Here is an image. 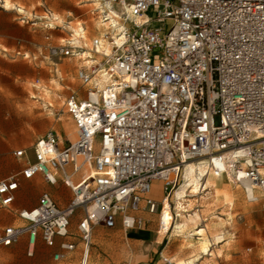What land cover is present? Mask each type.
<instances>
[{
	"label": "built area",
	"instance_id": "2783aa9c",
	"mask_svg": "<svg viewBox=\"0 0 264 264\" xmlns=\"http://www.w3.org/2000/svg\"><path fill=\"white\" fill-rule=\"evenodd\" d=\"M99 1L118 6L123 18L101 16L121 23L91 41V55L81 58L87 47L74 38L49 50L85 61L78 70L84 90L66 100L77 141L47 132L32 154L14 152L26 165L0 181L4 208L14 204L20 177L61 183L71 200L61 206L43 193L36 207L18 212L23 225L0 233V247L28 236L29 256L41 239L59 248L54 259L62 261L78 239L86 261L96 227L140 229L146 222L138 213L158 206L165 238L189 162L204 160L215 174L264 193V0ZM155 182L162 184L160 202L149 196Z\"/></svg>",
	"mask_w": 264,
	"mask_h": 264
},
{
	"label": "rangeland",
	"instance_id": "374dc122",
	"mask_svg": "<svg viewBox=\"0 0 264 264\" xmlns=\"http://www.w3.org/2000/svg\"><path fill=\"white\" fill-rule=\"evenodd\" d=\"M101 16L91 0H0V180L25 167L26 162L19 161L15 151L26 149L32 154L37 139L49 131L66 136L59 128L62 123L75 129L66 100L72 93L84 90L78 70L85 61L79 57H54L49 50L67 45L74 38L80 45L86 44L89 51L91 41L100 35L88 30V26L102 21ZM80 26L86 29L87 39L74 37L75 28ZM184 174L173 197L177 217L169 235L164 238L165 231L158 233L160 207L154 213L143 208L138 215L146 224L140 229L96 228L87 264H166L163 258L174 264H264V193L258 190L263 198L251 203L237 190L229 205L221 197L215 203L211 189L195 197L189 190L185 199L192 204L185 203L184 212L178 207L176 195L185 182ZM195 213L201 220L180 230V214L189 217ZM164 220L165 230L169 229L171 215ZM19 224L15 206H0V233ZM76 229L73 218L71 231L75 233ZM201 229L205 230L203 237L197 235ZM139 231H146L148 237L135 235ZM216 236L221 238L216 240ZM205 241L207 251L203 249ZM82 261V255L74 252L56 262L50 249L44 255L28 257L27 243L0 247V264Z\"/></svg>",
	"mask_w": 264,
	"mask_h": 264
},
{
	"label": "bare ground",
	"instance_id": "6f19581e",
	"mask_svg": "<svg viewBox=\"0 0 264 264\" xmlns=\"http://www.w3.org/2000/svg\"><path fill=\"white\" fill-rule=\"evenodd\" d=\"M91 1L94 3V6L96 7V10L99 11L100 15L108 13V15L111 17H113L114 15L115 17L123 18L121 10L118 6L104 4L100 2L99 0H91ZM113 22L119 23L121 21H119L118 19H114V18L104 23L102 21H96L93 24L91 23L92 25L88 26V30L94 31L97 33V35H100V37H102L105 30H109V31L111 30L110 26ZM74 33H75L74 34L75 38L84 39L86 37V29L83 26L75 28ZM90 51H83L81 58H85L91 55ZM100 82L102 84L103 80L101 79ZM89 99L98 100V97L89 96ZM59 128L66 132V137L71 142L77 141L78 135L76 133V127L75 129H72L70 125L65 122V123H62ZM184 172H185L184 174L185 182L183 183L181 189L176 194L177 201H178L177 202L178 207L180 209H184V212H186V209H185L186 207H183V205L185 203H188L189 206L192 204L190 199H185L187 197L186 192L189 190H191V195L195 197V196L201 195L202 190L207 191L208 189H211L215 203H217L219 201V198L221 197L229 205L233 204V201L236 197L237 190L242 191L247 197L249 202L252 201L253 199L260 200L263 198L261 193L258 190L254 189L252 184L249 181L242 180L241 183L237 184L233 181L230 175H224V174L217 175L213 171L209 170L204 160L187 163L185 165ZM197 203L198 204L200 203L199 200H197ZM180 217L183 219L181 221L182 225L179 226L180 230H183L184 228L188 227L189 224H197V222L201 220L202 218L197 213H195V215H189V217L184 216L183 214H180ZM204 233H205V230L201 229L197 233V235L203 237ZM220 238L221 237L219 236L215 237L216 240H219ZM202 243H203V249L207 251L208 242L205 241ZM88 259L89 257L86 259V261L83 259L82 264H87Z\"/></svg>",
	"mask_w": 264,
	"mask_h": 264
},
{
	"label": "crops",
	"instance_id": "0c3cea01",
	"mask_svg": "<svg viewBox=\"0 0 264 264\" xmlns=\"http://www.w3.org/2000/svg\"><path fill=\"white\" fill-rule=\"evenodd\" d=\"M103 22V21H102ZM118 22H113L112 24H117ZM111 24V25H112ZM111 27V26H110ZM111 29V28H110ZM103 43H107V41L103 42ZM86 45V44H84ZM87 47V46H86ZM92 50V49H90ZM89 50V51H90ZM85 51H88L85 50ZM91 52V51H90ZM42 136V135H41ZM29 152V151H28ZM19 160V159H18ZM22 161V160H19ZM24 169V168H23ZM22 169V170H23ZM21 170V171H22ZM21 171L17 174H20ZM15 175V174H14ZM6 179V178H5ZM20 188L19 190L16 192V200L14 202V204L12 206L16 207V211L17 213L19 211H21L22 209H31L34 208L38 205L39 199L41 197V195L45 192L50 193V195L57 201V203H59L61 206H66L69 201L71 200L72 194L71 191L66 188L63 184H58L57 186H51L49 185L47 182H45L44 178L41 175L36 176L34 179L31 180H26L23 177H20ZM3 180V179H2ZM1 181V180H0ZM43 192V193H42ZM161 192H162V184L160 182H155L153 185V191L151 192V194L149 195L151 198L155 199L156 201H158L159 199H161ZM42 193V194H41ZM18 218L20 219V217L18 216ZM21 220V219H20ZM76 221V219H75ZM77 222V221H76ZM22 224L19 225H23V221L21 220ZM19 225H11V226H19ZM8 226V227H11ZM120 227H122L121 225H118ZM117 226V227H118ZM101 227V226H98ZM96 227V228H98ZM116 227V228H117ZM7 228V227H6ZM5 228V229H6ZM95 228V229H96ZM104 228V227H102ZM123 228V227H122ZM106 229V228H105ZM137 230V229H135ZM126 231V230H125ZM133 231V230H130ZM3 232V231H2ZM1 232V233H2ZM95 232V230H94ZM135 235L141 237V238H146L148 237V233L146 231H139L137 232ZM94 236V234H93ZM27 243V256L28 257H35L36 253H41V255H44V253L46 252V249H50L53 251V259H54V254L56 252L59 251V248H48L45 246V244L43 243V241L40 239L38 241V243L35 246V253L33 256H29L28 255V249H29V237L28 236H24L22 237L18 243ZM78 243V242H77ZM17 244V243H16ZM82 244L79 242L76 251L74 252H78L79 254L82 255ZM73 252V253H74ZM91 252V251H90ZM70 255V254H69ZM90 255V254H89ZM83 259V256H82ZM55 261V259H54ZM56 262H60V261H56Z\"/></svg>",
	"mask_w": 264,
	"mask_h": 264
}]
</instances>
